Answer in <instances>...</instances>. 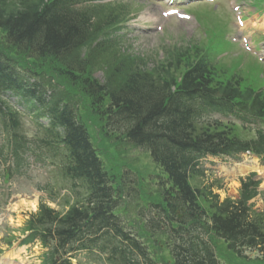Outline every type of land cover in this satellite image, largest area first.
<instances>
[{"label":"trees","instance_id":"1","mask_svg":"<svg viewBox=\"0 0 264 264\" xmlns=\"http://www.w3.org/2000/svg\"><path fill=\"white\" fill-rule=\"evenodd\" d=\"M71 4L72 0H0L1 90L17 91L26 70L36 79L43 78L45 72L56 74L68 87H76L81 96L87 98L88 108L104 120L105 131L117 135L118 127L126 129V137L132 143L144 145L151 151L169 182L166 198L171 209L186 205L196 208L197 198L205 196L193 191L187 183L190 161L185 158L188 150L183 145L205 143L212 135L208 130L194 128L202 107L200 101L198 104L193 101L196 96H217L222 100L236 98L235 83L212 81L211 72L202 61L182 62L183 57L179 59L171 53L167 54L165 62H160L152 70L139 67L136 62H126L111 48L110 40L105 38L108 46L100 43L104 39L97 41L99 31L108 25L109 18L104 16L105 19L93 21V10L71 9ZM14 56L26 59L38 72L16 68ZM91 66L104 72V82L100 83L89 75ZM42 86L52 93L46 100L43 97L45 90L37 92L29 88L24 101L29 105H40L43 111L48 109L50 124L57 128L50 146L52 156L60 160V168L68 177L79 179L87 193L85 201L93 203L89 236L100 233L111 243L116 236H108L111 234L108 230H112L115 223L110 211L115 205L113 200L120 199V196L108 184L75 103L61 95L58 87ZM34 100L37 104H32ZM240 102L245 107L248 104L247 98ZM253 103H258L256 97ZM0 105V111H6L10 119L7 123L0 113L5 131L12 129L13 125V133L19 135V113L1 99ZM260 145L254 143L252 146L259 152L262 150ZM253 193L251 185H247L240 201L214 205L210 229L224 238L236 255L242 250L254 249L261 252L257 259L262 261L264 214L250 213L245 206ZM169 215L172 216L173 211ZM81 217V212L71 209L66 218L58 219L54 212L41 207L28 225H41L44 232L50 234L55 221L64 224L63 228L53 230L60 248L72 237L82 236L81 229L86 222ZM197 219L194 216L195 222ZM147 226L155 233L151 222L148 221ZM200 227L206 228L204 225ZM114 251L124 264H141L136 261L142 258H145L144 264H153L147 260V252L133 239L128 247L116 246ZM46 256L45 264H57L53 249ZM173 260L174 264H215L205 244L196 238H192L187 248L179 250Z\"/></svg>","mask_w":264,"mask_h":264},{"label":"rangeland","instance_id":"2","mask_svg":"<svg viewBox=\"0 0 264 264\" xmlns=\"http://www.w3.org/2000/svg\"><path fill=\"white\" fill-rule=\"evenodd\" d=\"M122 5L127 7L131 13L130 20H128L125 29L123 49L132 54V62L145 66V69H150L155 62L162 60L164 52L170 48L182 49L188 44L198 45L200 47L210 46L213 52H218L216 60L219 61V67L226 72V75L232 73L242 76L244 70L249 71L247 68H254L252 63L246 59L247 56L243 55H222L227 50L238 49L236 45H232L227 41L225 43V36L222 33V38L219 40L217 36L220 22L207 24L204 28L199 30L198 26L190 25L187 22H177L176 20H167L155 26L153 23L139 22V19L147 16L148 13L153 14L151 7L144 0H119ZM142 5V6H141ZM200 17V14H198ZM196 21V20H195ZM223 25H225L223 23ZM157 27V29H155ZM160 27V29H158ZM129 29V30H128ZM130 31V32H129ZM143 34H141V32ZM129 32V33H128ZM229 31L227 30L226 33ZM225 33V32H224ZM262 42L253 45V50L258 51L261 44H264V37ZM218 40V43L216 41ZM214 43H216L214 45ZM240 50V49H239ZM254 60V59H253ZM255 61V60H254ZM256 62V61H255ZM102 72V71H101ZM219 75V74H218ZM220 76V75H219ZM264 78V70L260 74ZM95 77L102 79L101 73L96 72ZM63 84V83H61ZM77 102L79 103V111L83 115L86 125L92 129L93 139L96 141L98 153L102 155L105 166L114 171L116 177H119L118 172L121 169L123 174V187L125 194H130V206L122 213L128 217L132 222V218L136 215V210L139 205H148L154 201L157 196L156 176L157 169L151 163L147 154L127 143L121 142L119 144L109 143L107 140L102 139V135L98 134L99 125L97 118L87 106V102L82 99V96L76 95ZM100 151V152H99ZM264 165V164H263ZM2 164L0 163V170ZM214 176L221 179V184L217 188L214 186L211 189L210 197L211 202L217 197L218 202L223 199L232 201L237 198L238 190V176L248 174L247 171L239 170L234 171L231 165L217 164L214 167ZM251 171L256 172L259 178L263 180L264 184V166L255 164ZM234 172V173H233ZM239 173V174H238ZM139 177H143L139 179ZM210 178V177H209ZM207 175L200 177L199 180H193L192 185L197 186L203 193H206L205 187L208 185H215L210 182ZM38 182V174L28 172L25 177H18L11 182H3L0 178V249H7L6 242L13 240L16 237L14 228H18L23 224L26 218L35 211L37 202L40 198V193L34 191V187ZM10 183V184H9ZM9 184L10 187L5 189V185ZM262 186V184H261ZM128 189L129 191H126ZM139 189V190H137ZM6 191L12 194L10 198H3ZM217 195V196H216ZM252 210L254 212L264 211V189L258 194L251 202ZM127 220V219H126ZM216 252L221 257L223 264H261L256 259L239 260L231 253H228L222 243L215 241ZM38 249H33L31 253L27 252L24 248L21 250L12 248L7 251L4 256H10L15 264L22 263L25 259L33 261L38 255ZM250 255H253L250 253ZM22 261V262H21Z\"/></svg>","mask_w":264,"mask_h":264}]
</instances>
